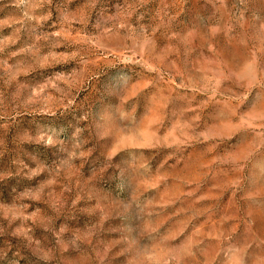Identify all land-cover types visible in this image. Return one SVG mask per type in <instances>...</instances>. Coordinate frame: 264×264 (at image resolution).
<instances>
[{
	"label": "rangeland",
	"instance_id": "1",
	"mask_svg": "<svg viewBox=\"0 0 264 264\" xmlns=\"http://www.w3.org/2000/svg\"><path fill=\"white\" fill-rule=\"evenodd\" d=\"M0 264H264V0H0Z\"/></svg>",
	"mask_w": 264,
	"mask_h": 264
}]
</instances>
